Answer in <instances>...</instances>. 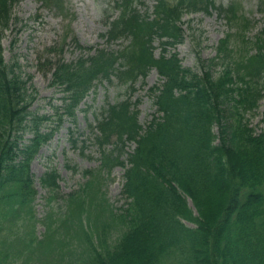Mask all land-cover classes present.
Masks as SVG:
<instances>
[{
    "label": "trees",
    "instance_id": "obj_1",
    "mask_svg": "<svg viewBox=\"0 0 264 264\" xmlns=\"http://www.w3.org/2000/svg\"><path fill=\"white\" fill-rule=\"evenodd\" d=\"M145 1L115 0L120 13L103 35L108 47L83 48L74 38L87 58L40 63L51 72V86L63 94L55 108L63 113L48 125L52 117L33 110L38 91L29 85L32 76L4 56L2 38L16 24L18 0H0V264H18L23 250L30 256L21 264H29L33 249L50 261L53 245L50 249L43 237L34 236L37 191L31 165L64 117L76 122L80 105L99 82L115 78L134 89L153 70L162 84L151 89L156 112L146 127L139 121V103L131 100L108 104L90 124L100 170L85 171L91 178L81 194L69 195L61 227L55 229L52 215L43 221L44 235H55V242L57 234H66L56 242V264L72 250L69 239L77 240L73 251L80 252L74 264H264V129L257 133L247 119L264 97V28L255 42L247 41L255 55L230 48V35L221 40L216 56L205 60L197 52L198 73L169 51L184 40V16L215 11L234 22V6L158 0L149 15L137 8ZM259 8L264 13V0ZM121 39L126 46L109 48ZM157 39L163 46L158 56ZM213 66L221 68L217 75ZM28 134L32 137L26 139ZM131 143L136 147L129 152ZM116 167L125 169L121 210L102 191V172ZM59 179L54 170L41 179L49 202L59 192ZM19 218L29 223L30 239L9 241L5 223ZM118 225L121 233L112 242L109 234L113 230L114 237Z\"/></svg>",
    "mask_w": 264,
    "mask_h": 264
},
{
    "label": "rangeland",
    "instance_id": "obj_2",
    "mask_svg": "<svg viewBox=\"0 0 264 264\" xmlns=\"http://www.w3.org/2000/svg\"><path fill=\"white\" fill-rule=\"evenodd\" d=\"M14 8V16L17 18L7 30L2 38L4 56L10 64L18 63L24 76L31 75L30 86L38 91L33 110L40 114H47L52 117V122L58 120L62 115L55 108L62 105V92L51 86V72L41 68L40 63L46 59L59 61L62 58L67 62H75L84 54L82 49L77 47V43L83 48L100 49L108 47L104 34L108 31L109 19L118 17L114 0H18ZM158 0H146L144 5H137L142 13L153 15L154 6ZM217 5L230 7L236 10L234 22L221 18L214 11L212 13L197 12L184 16L181 26L184 32V40L175 49L184 67L191 68L195 72L201 73V65L197 52L203 59L208 60L217 54L221 40L230 35L229 46H233L239 52L248 55H255L254 44H247V41L255 42L258 35L264 28V13L259 8V0H215ZM174 2V0H173ZM246 43H243V42ZM128 41L121 39L112 44L109 48L113 50L122 49ZM156 55L162 53L163 46L160 40H155ZM91 53L90 55H92ZM219 66H213L214 75L220 72ZM162 80L156 70L150 72L145 80L140 79L134 86L125 85L113 78L112 81L104 80L99 82L94 90L85 99L78 111L76 122L64 117V122L53 139L43 146L31 165V172L34 179V188L37 191L34 202V236L42 239L45 246L50 245L53 253L50 261L45 260V256L37 249H33V255L29 264H56V242L65 235H55L45 233L43 221H47L52 215V223L55 229L62 226L66 219L69 195L82 193L84 183L91 177L85 174L86 170L98 172L100 170V153L95 145L96 135L91 132L90 124L95 125L97 119L107 105L122 103L131 100L139 103V121L145 127L156 112V106L151 89L161 85ZM31 88V87H30ZM247 119L251 127L257 133L264 129V97L259 102L258 108L249 114ZM48 129V126L45 128ZM26 139L32 135L25 136ZM26 142V141H25ZM136 145L129 144L127 150L132 152ZM56 171L59 176L60 189L50 202V193L43 187L41 179L50 171ZM102 172V191L106 194L111 206L121 210L126 207V198L122 195L124 187L125 169L116 167L111 173L105 170ZM80 198H73L79 200ZM111 207V208H112ZM25 217V215H23ZM103 219V218H102ZM101 219V221H102ZM22 218L14 222L5 223L4 231L9 236V241H16L19 238L30 239L29 223L25 224ZM190 227L192 223L186 222ZM116 228L117 231L121 226ZM109 234L112 242L119 232L114 233V237ZM32 235V234H31ZM1 238V237H0ZM74 238V237H73ZM36 241V238H34ZM69 247L72 248L62 253L64 260L61 264H74L80 258L79 251H73L77 245V240L69 239ZM67 245V246H68ZM35 248L38 246H34ZM68 249V247L66 248ZM61 252V251H60ZM38 253V254H37ZM77 253V254H73ZM59 254V253H58ZM73 254V255H72ZM30 256L27 250H23L20 258L21 264Z\"/></svg>",
    "mask_w": 264,
    "mask_h": 264
}]
</instances>
